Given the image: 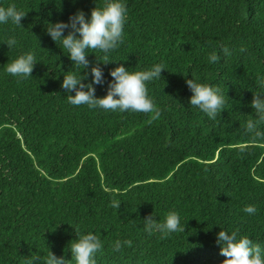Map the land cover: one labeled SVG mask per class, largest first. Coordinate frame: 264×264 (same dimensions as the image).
I'll return each instance as SVG.
<instances>
[{
    "label": "trees",
    "instance_id": "trees-1",
    "mask_svg": "<svg viewBox=\"0 0 264 264\" xmlns=\"http://www.w3.org/2000/svg\"><path fill=\"white\" fill-rule=\"evenodd\" d=\"M103 2L0 0L27 12L22 28L0 26V42L11 34L20 45L0 44V264L48 250L70 262L74 228L101 236L97 264H224L221 229L239 228L264 247V138L243 132L264 76V0H126L125 42L111 53L118 63L100 67L111 80L120 64L130 71L164 65L161 80L148 85L156 119L73 106L60 87L73 65L46 23L90 15ZM29 50L38 60L32 78L3 71ZM213 52L216 64L208 62ZM102 56L89 53L90 67ZM192 76L225 93L217 120L190 107ZM106 91L107 83L96 86L98 98ZM248 205L256 214L243 211ZM170 211L185 233L144 231L146 217L163 221ZM124 239L133 246L114 253Z\"/></svg>",
    "mask_w": 264,
    "mask_h": 264
},
{
    "label": "clouds",
    "instance_id": "clouds-1",
    "mask_svg": "<svg viewBox=\"0 0 264 264\" xmlns=\"http://www.w3.org/2000/svg\"><path fill=\"white\" fill-rule=\"evenodd\" d=\"M26 14L27 12L17 8L15 4L8 7L0 6V26L12 25L22 28L21 21ZM127 17L126 0H104L101 6L96 5L90 15L77 11L66 23H46V34L64 54L66 53L73 65L70 71L63 74L60 87L65 90L67 101L73 106L85 105L91 110L106 112L151 113L156 119L159 118L160 112L149 97L148 85L153 81L161 80V73L165 70L164 65L157 63L147 70L130 71L120 64L109 71L111 80H106L103 68L100 67L101 63L107 65L110 62H117L111 59V53L125 42L124 26ZM0 44L6 45L9 51L20 47L16 36L11 34H6ZM97 51L103 53L101 57L103 62L97 60L98 63L90 67L87 57L89 53ZM223 52L225 56L230 55L226 47ZM218 60L217 53L209 54L210 64H216ZM37 63L35 52L23 51L8 62L3 67V71L18 80H25L32 78L31 74ZM185 82L192 93L189 100L190 107L203 113L209 120H217L226 104L225 93L220 87L198 82V78L194 76L192 79H186ZM105 83H107L106 95L98 98L96 86L103 87ZM257 88L258 91L253 93L251 103L254 116L246 121L243 132L253 138H264V131L261 130V126L264 125V76L258 78ZM73 92L74 95L68 94ZM119 206V201H112V207L119 208ZM243 211L251 216L256 214L257 209L253 205H248ZM143 226L147 234L155 233L161 237L178 232L185 233L186 227L181 223V216L176 211L168 212L163 221L150 215L143 221ZM74 229L77 239L68 245L72 256L70 262L63 257H56L48 250L46 255L37 254L31 259L24 260V264H97V253L104 248L101 236L92 230L80 232L77 228ZM216 241L220 246V254L226 257L224 264H264V247L255 243L248 235H242L239 228L221 229ZM132 246L133 242L130 239L116 240L112 245V251L120 253Z\"/></svg>",
    "mask_w": 264,
    "mask_h": 264
}]
</instances>
